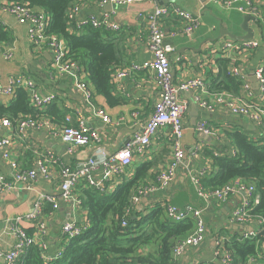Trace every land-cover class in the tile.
<instances>
[{"label": "crops", "instance_id": "obj_1", "mask_svg": "<svg viewBox=\"0 0 264 264\" xmlns=\"http://www.w3.org/2000/svg\"><path fill=\"white\" fill-rule=\"evenodd\" d=\"M171 3H176L179 7L193 13L201 23L200 28L192 37H186L181 33L183 25L178 18L171 17L163 20L164 43L173 48V52L170 53L173 78L176 83L200 78L204 87L203 89L195 88L181 95L182 102L187 105L183 118L185 130L182 140L186 159L177 171V178L167 188L141 198L133 209L144 212L156 204L169 203L182 210L188 208L202 210L208 229L207 238L202 244L189 248L183 256L176 260L175 264H206L214 260V242L217 237L231 239L234 233L243 234L255 229L254 225L243 226L230 222V215L241 204L242 195L232 196L222 204L216 201L207 202L198 196L191 179L193 176L200 177L203 170H206L208 174L217 171L214 168L212 153L214 156L231 154L235 151L229 133L242 131L252 139L259 136L253 124L245 118L230 115L223 106L215 107V112L209 113L194 101L197 94L208 103L215 105L217 98L221 97L220 94H233L214 90V84L221 80L219 62L223 59L220 57L219 49L224 41L229 39H219L220 28L243 36L245 32L241 26L245 15L213 5L209 3V0H157V4H136L118 9H114L111 4L101 6L99 0L85 1L81 16L110 13L114 21L122 25L120 32H110L113 35L104 37V39L112 40L120 52L122 61L115 71L121 70L129 73L127 77L120 80L114 79L115 71L112 73V97L115 101L110 102L104 96L97 94L90 83L95 104L104 109L113 121L119 118L125 119L119 127L104 126L101 122L90 118L82 95L70 80L50 72L51 53L47 50L40 53L33 49L28 40L27 26L19 24L14 17L2 9H0V25L10 29L14 40L10 45H3L4 48L13 52V58L9 61L0 58V77L6 79L9 76H28L36 82L41 94L52 93L58 96L57 104L63 105L68 112H84L88 123L100 129L101 145L106 148L107 153H115L141 130L153 113L154 104L159 98L160 92L154 73L150 70L133 71L132 67H140L152 58L148 47L149 26L144 15L152 11L155 6ZM255 3L258 7H264V0H255ZM113 12L115 14H112ZM257 23V21H250L249 26L255 34L253 39L259 42L258 49L249 56L237 54L235 62L249 80L254 77L257 68L264 63V23L262 26ZM174 33L178 34L173 36ZM178 59L181 61L178 62ZM231 64L229 61L230 67ZM228 70L230 72V68ZM252 89L255 93L253 101L264 105V97L258 93V86L252 83ZM233 95L244 96L241 85L238 92ZM15 98L16 93L11 97H0V103L9 106ZM46 110L47 108L43 109L42 113ZM43 116L48 117L45 114ZM53 119L56 124H60L61 121H58V118ZM203 121H207L212 130L209 136L200 134L195 129L196 125ZM24 133V137L21 138L15 125L12 128L0 129V140L7 138L12 142L0 150V177L6 178L8 182L15 181V173L18 170L36 169L37 158L46 151L54 153L63 165L77 169L92 158L97 149V146L80 148L76 150L74 156H71L67 154V147L60 139L50 137L45 131L28 130ZM167 134V129L160 130L153 138L145 156L136 157L126 175L114 178L108 170L100 167L96 178L105 186V192L112 193L124 182L132 180L137 169L145 163H151L152 176H156L162 168L166 167L171 157ZM196 149L198 152L194 155L193 152ZM5 153L8 157L4 156ZM13 162L17 163V169L12 167ZM50 170L53 177L50 181L38 176L37 179L29 180L25 185V187L31 186L30 188H23L24 184L19 183L17 186H21L20 189L0 194V249L8 251L14 246L16 239L10 233L11 224L16 218L28 214L40 195L52 196L58 200L56 210L53 205L46 203L41 217L46 232L38 239L46 243L49 255H54L65 247L61 227L66 222L82 223L87 219V213L82 209V204L64 203L59 199L61 166L51 165ZM81 188H88L86 181H83L76 189L75 194L78 197ZM36 225L37 223L32 221L22 223V226L33 235L36 232ZM152 249L154 251V248L147 247L142 254L152 252ZM0 264H3L1 259ZM254 264H264V261L257 258Z\"/></svg>", "mask_w": 264, "mask_h": 264}, {"label": "built area", "instance_id": "obj_2", "mask_svg": "<svg viewBox=\"0 0 264 264\" xmlns=\"http://www.w3.org/2000/svg\"><path fill=\"white\" fill-rule=\"evenodd\" d=\"M88 0H75V3L68 11L67 19L71 33L78 35L87 28L94 30H102L105 32L118 33L122 30V25L115 22L110 13L100 15L90 14L86 17L81 16L82 6ZM101 6L111 4L114 9L123 6L129 7L136 4H157V0H99ZM209 3L221 6L229 11H234L242 15H249L256 18V21H264L261 10L256 5L255 0H209ZM0 9L4 10L21 25L28 28V40L33 49L39 51L47 50L52 55V63L50 72L59 77H66L74 85V87L82 95L86 110L90 118L101 122L104 126L113 125L121 126L124 118L113 121L108 113L95 104L93 98V90L90 87L88 75L84 68L69 56V47L64 39L49 33L51 17L45 12L33 11L28 4L20 2L0 1ZM112 14H115L113 12ZM142 15V14H140ZM171 17L178 18L183 25L181 33L186 37H192L200 28V20L193 13L179 7L176 3L164 6H155L152 11L147 12L144 18L149 26L148 47L151 53V60L145 62L142 66H133V71L150 70L154 73L156 82L159 87V98L154 104L153 113L143 125L141 130L134 135L129 143L115 153H107L106 148L101 145L100 129L95 128L90 123L86 114L80 112L67 113L64 120L60 124H56L54 119L46 116L19 118L15 123L18 135L23 138L24 132L28 130L45 131L50 137L60 139L67 147V154L73 155L80 148H91L97 146L92 158H90L81 168L63 165L51 151H46L37 159V168L29 171L18 170L15 173V181L8 182L6 178L0 177V194L9 193L21 188L17 186L19 183L26 186L29 180L37 179L41 176L45 180L53 179L50 170L51 165L59 164L60 172V197L64 203L75 202L81 204V199L75 194L76 189L86 181L88 188H93L101 193L105 192V186L96 178L100 167L108 170L114 178L126 175L127 170L132 166L136 157H143L147 153L153 138L162 129H167L168 142L171 149V157L168 165L162 168L155 176L154 180L136 189L135 195L131 200V206L126 209L122 225H127V217H130L133 206L141 198L154 194L159 190L167 188L177 178V171L183 165L186 159L182 140L184 136L183 118L187 111V105L182 102L181 95L195 88L203 89L204 84L200 78L186 80L176 83L172 74V62L170 53L173 52L171 46L164 43L165 33L163 29V20ZM178 33H174L173 36ZM259 42L255 39L245 41H234L227 39L220 46L219 54L222 59L230 61V74L236 77L240 82L244 92V96H236L233 94H220L216 104L208 103L201 95H195V103L200 108L209 113L215 112V107L223 106L229 114L235 117L245 118L253 124L259 136L254 138L255 142L264 140V105H260L253 101L255 93L252 89V82L248 76L242 73L241 69L235 64L236 55L249 56L257 50ZM0 58L11 60L13 52L4 48L0 44ZM181 60L178 59V62ZM129 75L126 71L117 70L114 73V79L120 80ZM254 77L258 84V93L264 97V63L260 65L254 73ZM18 89H23L28 93L31 106L38 111L58 101L55 94H41L36 82L24 75L9 76L6 79L0 77V97H11ZM14 124L8 118L0 119L1 128H12ZM196 131L205 136L212 134V130L207 121L200 122L196 125ZM261 139V141H260ZM12 142L4 138L0 140V150L9 146ZM195 155L198 150H194ZM235 155V151H232ZM5 157L8 155L5 153ZM219 157L220 154L214 155ZM12 167L18 168L17 163L13 162ZM208 172L203 170L201 176H193L191 179L196 187L197 194L205 201H216L219 204L227 202L232 196L242 195V202L237 206L230 215V222L238 225H254L251 231L244 232L241 236L245 240H253L264 232V219L262 217H253L251 215L253 200L255 195V187L249 186L240 181H232L225 186L213 190L205 187L202 179ZM34 203L28 214L18 217L11 224L10 233L15 237L14 246L6 251L0 249V259L3 264H19L20 260L26 255L30 247L38 246L42 250V258L45 263H51L55 259L61 257L64 250L62 248L54 255L47 253L46 243L41 242L38 237L46 232V227L41 221L46 203L53 205L56 210L58 208V200L52 196L40 195ZM168 217L177 223H180L191 217L195 220L196 229L194 233L186 240L180 242L174 248V259L178 260L186 251L196 245L202 244L208 235L206 221L203 217L202 210L188 208L182 210L175 205L164 204ZM36 222V232L30 236L28 230L22 226L24 222ZM88 220L84 222H66L61 227V235L66 245L72 239L80 237L88 227ZM229 239L217 237L214 242V260L206 264H233V257L230 251L224 248L225 241ZM264 250V244H263ZM254 258H251L247 264H254Z\"/></svg>", "mask_w": 264, "mask_h": 264}, {"label": "trees", "instance_id": "obj_3", "mask_svg": "<svg viewBox=\"0 0 264 264\" xmlns=\"http://www.w3.org/2000/svg\"><path fill=\"white\" fill-rule=\"evenodd\" d=\"M2 1L26 3L33 11L48 14L51 17L49 33L66 41L70 58L84 68L96 93L110 102L115 101L112 97L111 75L122 59L117 45L110 39H104L113 34L91 28L79 35L71 33L67 15L75 0ZM259 9L264 17V7ZM263 23L258 21L257 25L262 26ZM13 40L10 29L0 25V44L7 46ZM219 63L221 80L214 84V90L236 94L241 82L230 74L228 60L223 59ZM58 102L48 106L44 113H38L31 106L28 93L18 89L15 100L9 106L0 103V118H8L14 125L19 118H34L44 114L63 121L69 112ZM229 138L233 141L235 155L225 153L216 157L212 153L217 171L209 173L203 183L209 190L221 188L232 181L255 187L254 198L257 199L253 200L251 215L264 219V140L262 144L255 142L242 131L229 133ZM151 172V163H145L137 169L132 180L124 182L112 193L81 188L79 198L82 209L87 213L88 227L80 237L65 245L61 257L48 264H175L174 248L196 229L193 218L174 222L168 217L164 205L156 204L144 212L132 208L127 225H122L136 189L155 179ZM241 236L234 233L224 243V248L232 254L233 264H247L251 258L264 261V232L253 240H245ZM147 247L154 248V251L152 249V252L142 254ZM19 264L47 263L42 258V250L32 246Z\"/></svg>", "mask_w": 264, "mask_h": 264}, {"label": "water", "instance_id": "obj_4", "mask_svg": "<svg viewBox=\"0 0 264 264\" xmlns=\"http://www.w3.org/2000/svg\"><path fill=\"white\" fill-rule=\"evenodd\" d=\"M250 21H255L256 22V18L253 17V16L246 15L245 18H244L243 24L241 26L242 30L245 32V34H243V36L235 35V34L229 32L227 30H224L221 27L220 28L221 36H220L219 39L230 38V39H232L234 41H238V42L253 39L255 34H254V31L249 26V22ZM250 80H251V82L253 83L254 86H258L257 81H256V79L254 77L251 78Z\"/></svg>", "mask_w": 264, "mask_h": 264}]
</instances>
